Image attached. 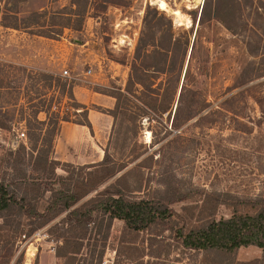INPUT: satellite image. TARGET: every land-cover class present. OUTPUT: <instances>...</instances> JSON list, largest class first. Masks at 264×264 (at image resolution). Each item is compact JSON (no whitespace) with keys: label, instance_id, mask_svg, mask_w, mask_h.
<instances>
[{"label":"rangeland","instance_id":"rangeland-1","mask_svg":"<svg viewBox=\"0 0 264 264\" xmlns=\"http://www.w3.org/2000/svg\"><path fill=\"white\" fill-rule=\"evenodd\" d=\"M163 1L167 10L160 0H86L79 17L70 0H0V119L7 125L0 127V176L6 153L20 143L29 146L19 136L27 133L25 118L52 120L54 111L80 121V105L67 96L74 84L106 92L136 75L150 86L141 95L152 108L128 95L134 120L123 126L133 130L116 140L112 125L108 141L101 140L114 162L127 166L98 189L129 171L132 184L141 182L134 196L200 188L264 197V0ZM65 214L25 240L18 233L0 244V264H113L123 222L113 220L105 246L99 236H87L75 259L65 261L55 255L61 240L50 232ZM229 215L228 207H219L218 217ZM164 226L137 236V244H152L144 263L201 264L203 254L177 245ZM33 227L22 220L24 234ZM260 255L248 246L236 258Z\"/></svg>","mask_w":264,"mask_h":264},{"label":"trees","instance_id":"trees-1","mask_svg":"<svg viewBox=\"0 0 264 264\" xmlns=\"http://www.w3.org/2000/svg\"><path fill=\"white\" fill-rule=\"evenodd\" d=\"M81 1L83 3L86 0H70L79 17L83 11L78 13ZM4 26L18 28L17 24ZM147 88L150 89V86L142 78L130 75L124 88L114 86L112 90L100 91L115 99L114 107L108 110V114L113 117L116 140H123L126 133L133 130V127L123 126L124 120H134L133 112L126 103L128 95L135 96L144 109L151 107L141 95ZM67 96L73 99L71 91ZM80 107L83 117L80 121H70L54 111L49 112L52 120L49 116L47 121L39 120L37 114L24 119L29 146L17 143L18 147L9 150L3 158L4 170L0 176V244L9 243L18 233L26 237L66 212L50 228V232L61 240L55 255L65 261L75 259L87 236H99L102 246H105L112 222L118 219L123 222V228L117 238L113 264H121L122 261L145 264L143 258L151 255L146 249L152 244L151 241L147 246L137 244V236L159 224L165 225V230L170 232L169 238L177 245L201 252L204 257L201 264H264V197L242 199L226 192L207 193L200 188L187 192L166 189L146 197L134 196L133 193L141 189V182L137 179L132 184L129 171L98 189L127 166L125 162H114L107 148L103 150L101 160L90 164L75 166L55 159L54 141L61 120L90 127L88 109L86 106ZM51 125L53 127L49 130ZM0 127H7L1 119ZM58 168L65 174H57ZM94 191L93 196L86 198ZM47 192L49 195L46 197ZM177 203H181L178 210L172 207ZM222 205L229 208V216H217ZM24 219L34 224L26 234L21 232ZM248 246L259 248L260 257L248 261L237 260L238 249Z\"/></svg>","mask_w":264,"mask_h":264},{"label":"crops","instance_id":"crops-1","mask_svg":"<svg viewBox=\"0 0 264 264\" xmlns=\"http://www.w3.org/2000/svg\"><path fill=\"white\" fill-rule=\"evenodd\" d=\"M72 95L79 105L88 109L90 127L69 121L63 123L54 141V158L70 163H94L96 160H91L94 155L98 154L97 161L103 155L101 140L107 142L109 139L113 117L108 110L113 109L115 100L82 84L73 85Z\"/></svg>","mask_w":264,"mask_h":264},{"label":"bare ground","instance_id":"bare-ground-1","mask_svg":"<svg viewBox=\"0 0 264 264\" xmlns=\"http://www.w3.org/2000/svg\"><path fill=\"white\" fill-rule=\"evenodd\" d=\"M159 7L163 10H167V4L163 1V0H160V2L158 3ZM173 14H175V16L177 18H179V20L181 19V14L179 13L178 10H174L173 11ZM179 22V21H178Z\"/></svg>","mask_w":264,"mask_h":264},{"label":"built area","instance_id":"built-area-1","mask_svg":"<svg viewBox=\"0 0 264 264\" xmlns=\"http://www.w3.org/2000/svg\"><path fill=\"white\" fill-rule=\"evenodd\" d=\"M64 73H66V71H64ZM19 136H20V138H26L25 130L21 131V132L19 133ZM42 236L44 237L45 234H43ZM22 237L24 238V240L26 239L25 235H22ZM26 242H30L29 239L26 240ZM30 244H32V243H30Z\"/></svg>","mask_w":264,"mask_h":264}]
</instances>
